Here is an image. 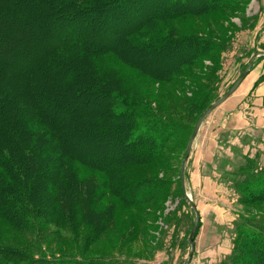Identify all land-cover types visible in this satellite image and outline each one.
<instances>
[{
	"label": "rangeland",
	"instance_id": "1",
	"mask_svg": "<svg viewBox=\"0 0 264 264\" xmlns=\"http://www.w3.org/2000/svg\"><path fill=\"white\" fill-rule=\"evenodd\" d=\"M12 1L0 0V4L6 2L8 5ZM52 1L57 6L62 4L60 11L49 16V18L59 17L57 18L58 22L51 27L52 41H59L62 37L70 42L74 39L86 41L93 38L100 40L101 45L107 44L112 48L115 46L114 49H118L116 47L119 46L120 50H118L126 60L137 62L139 71L125 64L119 58L120 54L116 57L117 53L98 58L99 60H96L94 65L105 69V71L114 67V83L121 91L137 96L163 119L185 123L189 128L173 139L171 148L165 151L163 159L160 158L158 167L141 168L135 173L138 177L148 179L155 185L159 183L156 189L151 190V194L148 193V196L149 194L153 195L152 199L140 204L123 203L115 193L116 187L113 189L109 187L112 183L106 173L92 168L87 169L72 161L67 163V170H73V173H68V171L60 173L63 168H60L59 164L58 168L47 164L46 167H50L49 172L41 174L51 183L45 192L43 191L46 186L42 189L38 183L40 187L38 190L41 189L39 193L45 197V199L39 198L44 202L45 209L38 210L45 212L47 221H43L38 216L37 219L34 216V219L32 216H23L20 222L15 224L14 221L12 223L9 218L0 213V245L17 248L37 257L41 255L39 252L42 250L47 256H75L82 261L96 260L104 264L108 261L117 262L119 260L139 264H183L191 253L189 236L196 218L192 203L194 201L196 205L200 203L203 205L205 197L209 198V196H214L213 193H217L223 194L233 201L234 215L233 213L231 215L234 217L233 222L218 227V222L216 223L210 216H206L207 212L204 211V217L202 220L200 219V226L195 237V243L198 238L199 251L195 244L193 257L189 264H228L234 249L238 215L244 214L245 211L254 214L264 213V200L246 204L239 202L240 194L229 173L247 159L256 160L260 154L261 161H264V133L259 130L252 131L248 133L249 135L243 136L242 142H240L241 136L244 135L241 133L237 137L239 141L234 142L230 151L222 150L220 152L219 163L217 159L216 165H218L219 173H222L223 183L220 182L226 185L228 190L219 184L220 188L215 192L209 190L208 194H203L204 196L198 192L199 179L198 173H195L196 167L194 169L193 162L201 159L204 153L200 145H196L197 140L185 166L184 182L188 197L181 192L182 177L180 172L188 142L194 132L192 126L197 111L193 107L198 98L205 94V84L210 82L209 74L213 71L214 66L216 67L218 63L220 65V62L222 64L219 83L215 84L216 88L214 87L210 92V98L213 100L216 97H222L232 87L243 73L242 67L246 64L249 65L251 59L248 60V57L252 52L261 53L264 51V34L256 33L259 32L257 28L260 17H263L261 28L264 27V5L262 2L261 5L259 4L261 0H243L237 7L221 9L213 13L194 12V14L186 15L178 20L153 23L154 29L160 25L164 31H174L177 35L211 37L216 39L221 46L219 50L200 58L198 63L191 66L192 71H196L197 75L185 77L177 83H165L152 78L151 75H165V71L178 63L188 53L184 49V42L177 47L144 52L132 48L124 50V42L121 37L125 30L140 24V19H146L157 13L158 5H161L162 10L164 9L163 14H168L167 8H163L169 5L168 0H131L130 2L118 0L116 5L103 4L105 7L102 11L90 12L88 10L78 15L74 13L76 11H72V5L64 3L66 0ZM180 4L179 2L178 5ZM182 6L181 4L180 9ZM59 35L60 38L56 37ZM69 52L67 53L70 54ZM57 54L64 55L65 52L61 51ZM57 54L47 55L45 60L49 61ZM22 58L11 68L3 67L2 69L0 66V87L5 86L4 91L7 92V97L13 94L20 95V98L26 96L30 104L38 102L36 106L43 107L49 116L59 117L64 124L59 126L56 131L65 134L66 146L81 152L87 158L96 162L109 158L118 160L116 162H122L127 157L130 150L126 146L128 138L122 137L121 134L117 135L118 132L114 131L105 135V131L104 133L96 131L91 125L92 114L108 108L109 98L101 92L102 89H98V94L94 96L84 92L88 89L86 86H90V80L82 81L81 76H78V71L84 69V65L81 66L77 58H67L64 66L60 67L62 76H58L57 71L54 72L47 68V71L41 68L37 71V75H30L28 72L38 67H30L33 62H30L28 58ZM82 63L84 62L82 61ZM86 67L88 72H93V74L87 72L90 76L89 79L93 78L94 73L96 74L92 69L93 65L87 62ZM33 72L36 73L35 70ZM257 76H260L259 78L264 76V56L256 59L252 72L230 96L232 97L230 101L236 104V101L245 96L248 91L250 92V89H255L254 80ZM71 77L72 79H70ZM214 80L215 71L210 88H213ZM111 82L113 83V80ZM33 85H35L34 89H32ZM71 88L74 89V92H70ZM77 89L86 95L85 99L76 94L78 93ZM65 93H70L68 98H71V93L76 95L68 102V108L72 113L66 112L63 108L68 100ZM50 96L58 98V105L54 106L53 103L47 102V98ZM27 99L25 98V101ZM229 99H226L210 114L211 116L208 115L205 119V128L201 132L203 135L198 134L200 143L203 139L208 142L209 137L216 134V128H214L216 122L221 116L223 117L225 112L222 109L231 108L228 106L231 103ZM19 103L22 105V100ZM30 104L20 109L21 112L24 111V116L27 118L35 112V108L30 109ZM79 108L82 109L79 110ZM31 124L32 122L27 124L30 134L28 138L32 137ZM36 128L38 129V125ZM218 132L220 133V131ZM44 137H47V134ZM57 147L60 145L57 144ZM124 154L126 157H123ZM75 166L78 167L74 169ZM54 169L57 171L52 175ZM0 175H3L1 167ZM24 180V177H20V180L16 181L20 193L21 185L29 188L28 182ZM33 181V185L36 187L37 179H33ZM66 182H68L67 187L64 186ZM193 184H197L198 187L194 188ZM65 193L66 197H70L75 205L72 208V216L69 214L71 209H65L63 204ZM133 195L135 196V194ZM46 200L48 201L45 202ZM75 208L80 213L76 214ZM62 210L63 212H61ZM88 214H97L100 217V227L91 226L86 222L84 218ZM51 215L55 217L54 222L49 220ZM213 231L220 235L219 241L212 240ZM226 240L232 241V244H226ZM220 242L222 246L228 245L227 248H232L226 257L212 256L210 250L220 246Z\"/></svg>",
	"mask_w": 264,
	"mask_h": 264
},
{
	"label": "trees",
	"instance_id": "2",
	"mask_svg": "<svg viewBox=\"0 0 264 264\" xmlns=\"http://www.w3.org/2000/svg\"><path fill=\"white\" fill-rule=\"evenodd\" d=\"M117 1L66 0L64 3L72 5V11H76L74 13L78 15L88 10L90 12L102 11L105 7L103 4L116 5ZM125 1L130 2L131 0H123V2ZM242 1L168 0L169 5L163 7L167 8L168 14H163L162 11L164 9L162 10L161 5H158L156 7L157 13L146 19H140V24L137 22V26L125 30L123 35H121L124 42V50L132 48L144 52L161 51L167 47H177L180 43L183 44L182 42H184V49L188 53L178 63L171 66L168 71H165V75L156 76L149 74L152 78L165 83L181 82L185 77L197 75L196 71H192L191 66L198 63L200 58L219 50L221 46L216 39L211 37L177 35L174 31H164L160 25H157L156 29H154L153 23L165 20H178L186 15L194 14V12L213 13L221 9L237 7ZM179 2L183 5L181 9V4L178 5ZM61 5L58 4L57 6L52 0H13L8 5L6 2H2L0 4V66L2 69L3 67L11 68L23 59L22 57H25V59L28 58L30 62H33L30 64V67H38L34 69L36 73L33 72L34 70H29L28 74L37 75L39 69L46 70L47 68L48 70L52 69L54 72L57 71L58 73L56 74L62 76L61 68L64 66L67 58H77L80 61L79 64L81 63V66L84 65V69H78V76H81L82 81L85 80L87 82L90 80V86H86L88 89L84 91L83 88L82 90L88 95L94 96L98 94V89H102L101 92L109 98L108 108L92 114L93 120L91 125L96 131H101L102 133L105 131V135H108L110 131H114L118 132L117 135L121 134L122 137L128 138L126 146L130 150L127 157L126 154L123 155L126 158L122 162H116L118 160H113V158L100 162L93 161L81 152L72 150L66 146L65 134L63 135L56 131L59 126L64 124L59 117L49 116L43 107L36 106L38 102L30 104L26 96L20 98V95L13 94L7 97V92L5 93L4 91L5 86H1L0 167L3 168V175H0V213L9 218L12 223L14 221L15 224L19 223L23 216H32V218L34 216L36 219L38 216L43 221H47L45 212L38 210L40 208L45 209L43 207L44 202L42 199H39L40 197L45 199V197L39 193L41 189L38 190L40 188L38 183H40L42 189L46 186L43 192H45L47 186L51 183L49 182L50 180L41 174L49 172L50 167H46L47 164L54 166V168H58L59 164L60 168H63V170H60V173H67V163L69 161L81 164L87 169L92 168L93 170L101 171L109 176L110 183H112L109 187L111 189L116 187L115 193L123 203L134 205L147 200L150 201L153 196L150 194L159 183L155 182L157 183L155 185L148 179L138 177L135 173L141 168L158 167L160 165L158 163L160 162V158L163 159L165 151L171 148L173 139L189 128L185 123L163 119L137 96L121 91L114 83V67L105 71V69H100L99 66L94 65V62L99 60L98 58L107 54L117 53L116 57L120 54L119 58L125 64L139 71L136 65L137 62L126 60L119 51V46L116 47L119 50L114 49L115 46L112 48L107 44L101 45L100 40L93 38L86 41L74 39L70 42L66 38H60V35L56 36L60 38L59 41H52L51 27L58 22L57 18L59 17L54 16L49 18V16L60 11ZM68 44L70 46H67ZM61 51L65 52V54H57L61 53ZM52 54H57L55 56L56 59L54 57L50 58L49 61L45 60L47 55L52 56ZM82 61L85 64L89 62L93 65L92 69L96 72L93 78L89 79L88 73L93 74V72H88L87 67L85 68V64ZM246 67L247 64L242 67V71ZM221 70L222 64L220 62V65L218 63L216 67L214 66L213 71L209 74L210 82L205 84V94L198 98L194 104L193 108L197 111V114L194 117L192 130H194L201 115L219 98L211 99L210 92L213 91L215 84L219 83ZM214 71L215 80L213 88H210ZM263 78L264 76L260 79ZM112 80L113 83L111 82ZM34 86H32V89H34ZM77 91V95L84 97V99L86 98V95L81 90V92L79 89ZM70 92H74V89L71 88ZM65 94L68 100L66 105H63V108L66 112L72 113L68 108V102L76 95L71 93V98H68L70 93ZM25 98L27 101H25ZM20 100H22V105L19 103ZM47 102L53 103L56 106L59 100L56 96H50L47 98ZM27 104H30V109L35 108V112L29 118L24 116V111L21 112L20 110L22 107H26ZM86 117L88 118V115ZM29 122H32L31 138H28L30 136L27 127ZM37 125L38 129L36 128ZM46 134L47 137H44ZM45 141L46 143L44 144ZM57 144L60 147H57ZM261 160V154L256 160L247 159L238 167L233 168L231 173H229L233 177V183L240 194L238 199L241 204L264 200V161ZM76 167L78 166H75L74 169ZM56 171L57 169H54L52 175ZM72 171L70 170L68 173H73ZM20 177H24V181H27L29 185V188L21 185V193L18 191L20 188H18L19 185L16 182L20 180ZM33 179H37L36 187L33 185ZM68 182L64 186L67 187ZM181 192L185 193L182 184ZM63 204L65 209H71L69 214L72 216V208L75 205L70 197H66V193ZM78 212L79 210L75 208V213L77 214ZM76 214L73 216L75 217ZM238 217L239 221L236 224L237 234H235L234 249L231 261L228 264H263L264 213L254 214L245 211L244 214H239ZM54 218L51 215V219L49 220L54 222ZM84 219L91 226L100 227V217L97 214H88ZM60 221L62 222V220ZM39 253L41 255L37 257L17 248L0 245V264H104L96 260L82 261V259L79 260L80 258L70 255H68L70 257H66L65 255L56 257L47 256L42 250ZM105 264L139 263H128L119 260L117 262L108 261Z\"/></svg>",
	"mask_w": 264,
	"mask_h": 264
},
{
	"label": "crops",
	"instance_id": "3",
	"mask_svg": "<svg viewBox=\"0 0 264 264\" xmlns=\"http://www.w3.org/2000/svg\"><path fill=\"white\" fill-rule=\"evenodd\" d=\"M261 2L264 5V1L262 0L259 1V4ZM262 18L263 17L259 18L260 23L257 28L259 32L258 31L256 32V33H259V35L264 34V27L261 28V24L263 23ZM248 48L250 49V47ZM260 50H263V49H260ZM254 54H256V52H254L251 56H249L248 60L251 59ZM261 56H264V51L260 53L259 57ZM253 68H254V64H253L252 70ZM259 77L260 76H257L254 80L255 85L254 84L253 85L255 89L253 90L250 89V92L248 91L245 94V96H242L238 101H236L237 102L236 104H234L233 101H230L232 97H230V99L228 98L229 101L231 102L228 106H230L231 108H228L226 110L222 109V111H225L224 115L223 113H221L223 117L221 116L216 122L217 124L214 127L216 128V134L212 135L213 137H209L210 141L208 140L207 142L206 139H203L201 143L199 141L200 136L203 135L201 132L205 128V123L202 125L199 131V135L200 134L201 135L200 136L198 135L199 138L197 137L198 138L196 139L197 143L196 141L195 143L197 146L200 145V148L203 149L202 152L204 154L201 157V159H198L199 162L194 161L193 165H194V169L196 167L195 173H198L197 174V177L199 179L198 186L200 187L198 189V192L201 193V195L208 194L209 190L213 192L217 191V189L220 188L219 184H221L225 188V190L226 189L228 190L227 186L222 184L223 183L221 180L222 173H219L218 165H216L217 159L219 163V159L221 156L220 152L222 150L230 151L232 146H234V142L239 141L237 137L241 133H243L244 135L241 136L240 142H242L243 136L245 137L246 134L249 135L248 133L252 131L259 130L260 132L264 133V79L260 80ZM218 131H220V133ZM210 134H212L211 131H210ZM198 141L200 144L198 143ZM193 186L194 188L198 187L197 184L195 185L193 184ZM185 188H186V185H185ZM184 192H185V189H184ZM186 193H187V190H186ZM213 195L214 196H209V198L205 197L204 199L205 202L203 205L201 203L196 205L197 210L200 213L201 220H202V217H204V211H206L207 212L206 216H210L211 219H214L216 223L218 222L219 224L218 227H221L225 224H230L231 222H233L232 220L234 219V217H231L233 210H234L233 201H230L223 194L213 193ZM203 207L205 208L204 210H203ZM200 209H201V212H200ZM212 227H214V225H212ZM219 239H220V235L216 231H213L212 240L219 241ZM225 243L230 245L232 244V241L226 240ZM195 244L198 250V245H197L198 238ZM227 246L228 245L222 246L220 242V246L214 247V249L210 250L212 253V256L226 257L227 255L230 254L231 249H232L231 247L227 248Z\"/></svg>",
	"mask_w": 264,
	"mask_h": 264
},
{
	"label": "water",
	"instance_id": "4",
	"mask_svg": "<svg viewBox=\"0 0 264 264\" xmlns=\"http://www.w3.org/2000/svg\"><path fill=\"white\" fill-rule=\"evenodd\" d=\"M260 53H256L252 56L249 65L245 68V70L243 71V73L240 75V77L235 81V83L232 85V87L222 96L220 97V99H218L216 102H214L199 118V120L197 121L195 128H194V132L193 135L188 143V147H187V152H186V156L185 159L183 160L182 163V169H181V177H182V185L183 188L185 189V193H186V188H185V166L187 163V160L190 157L193 145L198 137L199 131L205 121V119L207 118V116L214 111L218 106H220L226 99H228L235 91L236 89L242 84V82L247 78V76L251 73L252 71V67L253 64L255 63L256 59L259 57ZM186 196L188 197V194L186 193ZM192 208L195 211L196 214V218L195 221L193 223L192 226V230L189 236V243L191 245V253L187 259V261H185L183 264H189L192 260L193 257V252L195 250V237H196V233L198 231L199 228V222H200V213L197 210L196 204L193 202L192 203Z\"/></svg>",
	"mask_w": 264,
	"mask_h": 264
}]
</instances>
